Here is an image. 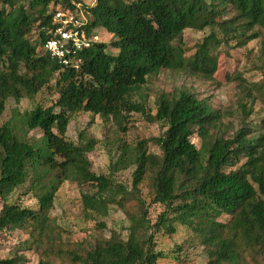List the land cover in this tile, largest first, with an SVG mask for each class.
<instances>
[{
  "label": "trees",
  "instance_id": "16d2710c",
  "mask_svg": "<svg viewBox=\"0 0 264 264\" xmlns=\"http://www.w3.org/2000/svg\"><path fill=\"white\" fill-rule=\"evenodd\" d=\"M74 1L86 12L90 46L64 66L44 47L54 13L72 8L70 0H0V115L9 100H33L44 88L58 94L52 106L14 111L0 126V234H26L23 245L38 264H158L165 255L156 250L155 236L172 238L186 227L206 253V264H264V117L246 122L253 113L249 102L253 106L261 94L260 88L253 93L258 85L239 80L245 94L232 134L221 113L190 92H160L153 115L148 94L141 92L163 70L212 81L220 52L228 56L254 41L261 43L264 65V0ZM99 30L114 40H93ZM187 31H209L190 56ZM81 113L110 116L122 133L132 113L142 115L162 131L154 139L159 153L149 152L148 140L121 143L108 173L96 175L87 158L96 142L66 140L72 117ZM131 168L129 189L114 176ZM65 182L94 184L92 195L80 196L83 212L105 218L115 206L128 227L93 243L65 245L50 217ZM17 192L32 196L37 208L11 202ZM149 206L162 208L154 222ZM98 227L106 229L101 222Z\"/></svg>",
  "mask_w": 264,
  "mask_h": 264
},
{
  "label": "rangeland",
  "instance_id": "374dc122",
  "mask_svg": "<svg viewBox=\"0 0 264 264\" xmlns=\"http://www.w3.org/2000/svg\"><path fill=\"white\" fill-rule=\"evenodd\" d=\"M25 1V0H22ZM93 5L95 0H82ZM209 31L193 32L187 31L184 42L188 44L187 56L194 53V46L199 44L203 37L208 35ZM35 38V36H34ZM96 41L109 44L114 38L105 31L96 33ZM107 52L115 54L111 47ZM263 50L261 43L254 41L247 47L239 50H230L229 55L220 52L217 72L212 81H206L189 73L169 72L163 70L157 76L147 80L142 88V94H148L146 103L147 112L152 115L155 113L154 99L160 93H173L178 90L190 92L200 100H206L210 106L219 111L223 117V126L230 134L234 133L241 120V113L237 108L238 99L244 95L239 80L247 84H257L259 99L252 106L249 102L248 107L253 110L252 116L246 121L251 126L253 122L264 117V65ZM230 75L232 81L226 82L225 76ZM256 93V92H255ZM256 95V94H254ZM58 99V94L54 91L44 88L33 100L23 99L19 103L9 100L5 110L0 115V126L7 122L14 111L24 113L30 111L36 106L50 107ZM134 100H138L137 97ZM126 133L120 132L111 122L110 116L103 118L91 116L88 114H77L72 117L66 132V140L72 145H77L80 138H89L96 142L94 149L88 154V165L96 175H105L108 173L110 164L113 162L119 144L126 143L134 145L135 142L148 140L149 152L158 154L159 150L155 143L162 131L154 124L146 121L140 114L132 113L124 123ZM31 136V135H30ZM32 136L39 134L32 133ZM85 139V140H86ZM194 142H196L194 140ZM243 163V161L241 162ZM86 164L85 167H88ZM133 168L115 174V180L127 188H131ZM96 191L94 184L76 185L65 182L60 187L53 202L50 217L54 225L62 233L65 245L68 243H93L95 240L108 238L110 231L122 232L128 227L126 216L117 207H111L105 218L96 216H87L83 212L80 196L92 195ZM142 196L147 197L144 187H141ZM11 202H15L24 208L35 210L37 208L36 200L28 195L21 196L16 193ZM149 205V200L147 199ZM2 204L0 202V209ZM130 208L132 205L129 206ZM149 217L152 222L162 212L159 206L148 207ZM226 218H223L225 221ZM106 225V229H100L99 223ZM125 236V234H122ZM27 240V235L23 232H4L0 234V259H11L13 264H38V256L23 245ZM156 250L165 255V259L158 264H206L207 256L198 240L192 232L186 227H178L174 237L169 238L158 234L155 236ZM185 261V262H183Z\"/></svg>",
  "mask_w": 264,
  "mask_h": 264
},
{
  "label": "built area",
  "instance_id": "2783aa9c",
  "mask_svg": "<svg viewBox=\"0 0 264 264\" xmlns=\"http://www.w3.org/2000/svg\"><path fill=\"white\" fill-rule=\"evenodd\" d=\"M70 9H58L53 15V29L45 43V51L57 63H73V55L90 46L86 27L88 20L82 4L70 0ZM96 37L93 40L96 41Z\"/></svg>",
  "mask_w": 264,
  "mask_h": 264
}]
</instances>
